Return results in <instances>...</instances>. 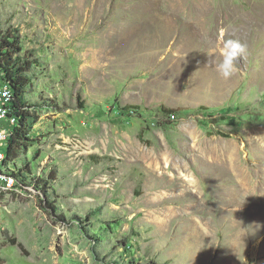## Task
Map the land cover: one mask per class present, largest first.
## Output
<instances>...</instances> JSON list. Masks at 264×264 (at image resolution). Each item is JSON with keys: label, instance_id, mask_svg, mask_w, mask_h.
Listing matches in <instances>:
<instances>
[{"label": "rangeland", "instance_id": "374dc122", "mask_svg": "<svg viewBox=\"0 0 264 264\" xmlns=\"http://www.w3.org/2000/svg\"><path fill=\"white\" fill-rule=\"evenodd\" d=\"M3 37L30 118L0 264H264V0H0Z\"/></svg>", "mask_w": 264, "mask_h": 264}, {"label": "trees", "instance_id": "16d2710c", "mask_svg": "<svg viewBox=\"0 0 264 264\" xmlns=\"http://www.w3.org/2000/svg\"><path fill=\"white\" fill-rule=\"evenodd\" d=\"M16 41L8 38L0 39V79L8 84L12 91V101L10 106L11 114L18 118V123L10 131V135L5 143V166L6 172L9 176L13 177L17 183L22 179H19L21 174L17 175L13 172L10 166H7V162L14 160L17 156L19 149L25 146V142L29 140L28 125L30 118L29 106L23 104L22 93L24 88L28 85L29 79L27 76V67L22 66L18 56L19 49L16 45ZM132 110V114H135L134 107H121L120 112L122 114H128ZM163 114H172L174 111L167 109L164 106L160 108ZM205 124V123H203ZM220 134V133H218ZM149 264H160L150 262Z\"/></svg>", "mask_w": 264, "mask_h": 264}, {"label": "built area", "instance_id": "2783aa9c", "mask_svg": "<svg viewBox=\"0 0 264 264\" xmlns=\"http://www.w3.org/2000/svg\"><path fill=\"white\" fill-rule=\"evenodd\" d=\"M12 96L8 84L0 79V188L5 190L18 189L17 181L7 174L5 166V143L10 131L18 123V118L10 112Z\"/></svg>", "mask_w": 264, "mask_h": 264}, {"label": "clouds", "instance_id": "9594fccd", "mask_svg": "<svg viewBox=\"0 0 264 264\" xmlns=\"http://www.w3.org/2000/svg\"><path fill=\"white\" fill-rule=\"evenodd\" d=\"M224 29H220L219 60L215 62V71L224 80L231 78L239 71L236 61L239 57L247 54V45L239 40L223 39Z\"/></svg>", "mask_w": 264, "mask_h": 264}]
</instances>
